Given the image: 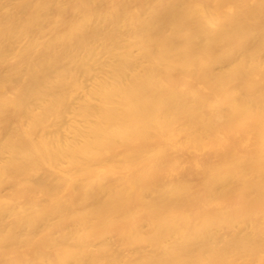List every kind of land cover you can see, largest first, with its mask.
Returning a JSON list of instances; mask_svg holds the SVG:
<instances>
[{"label": "bare ground", "instance_id": "6f19581e", "mask_svg": "<svg viewBox=\"0 0 264 264\" xmlns=\"http://www.w3.org/2000/svg\"><path fill=\"white\" fill-rule=\"evenodd\" d=\"M0 264H264V0H0Z\"/></svg>", "mask_w": 264, "mask_h": 264}]
</instances>
